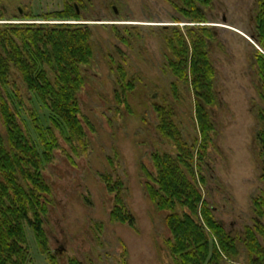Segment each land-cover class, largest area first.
<instances>
[{
    "label": "rangeland",
    "instance_id": "obj_1",
    "mask_svg": "<svg viewBox=\"0 0 264 264\" xmlns=\"http://www.w3.org/2000/svg\"><path fill=\"white\" fill-rule=\"evenodd\" d=\"M67 1L15 0L2 7L6 21L0 20L14 25L87 24L95 45L78 95L87 147L76 145L73 150L61 142L62 149L45 172L51 189L44 220L48 245L40 248L28 231L32 264H48V255L58 264H171L168 214L157 210L147 185L148 175L156 176L155 153L177 156L175 145L158 134L157 107H174L185 142L199 150L197 99L191 84L178 82L172 73L175 60L166 44L172 29H184L189 21L180 0H75L79 15L72 12L63 19ZM260 3L212 0L203 10V26L215 33L209 50L217 105L207 109L215 133L196 173L205 179L199 189L215 218L235 237L255 227L253 199L264 188L258 158L259 112L264 109L257 61L264 49L256 39ZM50 78L54 82L52 73ZM176 83L179 101L173 95ZM35 107L46 122L47 112ZM105 179L124 184L122 201L135 218L134 227L113 222L118 200ZM259 240L263 243L262 237ZM239 252V258L227 264H248L245 248Z\"/></svg>",
    "mask_w": 264,
    "mask_h": 264
},
{
    "label": "trees",
    "instance_id": "obj_2",
    "mask_svg": "<svg viewBox=\"0 0 264 264\" xmlns=\"http://www.w3.org/2000/svg\"><path fill=\"white\" fill-rule=\"evenodd\" d=\"M14 1L0 0L2 22L6 21L2 7ZM179 2L191 26L172 29L173 37L166 44L175 60L170 64L172 73L178 82L191 84L197 99L200 146L196 151L185 142L175 123L177 114L172 105L157 107L158 134L175 145L177 156L153 155L156 176L148 175L151 182L147 185L148 194L157 210L168 214L166 225L171 236L166 249L171 264L232 263L239 258L241 246L247 251L248 264H264V188L253 199L255 227H246L242 237L230 234L215 218L214 210L199 189L205 179L197 177L196 169H200L215 133L207 109L217 105L209 50V41L215 38V33L203 26L207 23L203 10L212 6V0ZM73 4L75 0L67 1L66 14L60 18H70L72 12L79 15ZM257 25L256 39L264 49V0L260 3ZM94 56L93 33L88 25L0 24V122L4 129L3 133L0 131V264H32L29 230L35 234L40 248L47 249L44 220L51 189L45 172L54 162L56 152L62 149L61 142L73 150L76 145L87 147L78 95L86 83L84 68L91 65ZM257 61L264 99V57L258 55ZM122 75L125 79V73ZM178 92L176 83L173 85L176 101L180 100ZM117 99L126 105L122 97ZM36 105L47 112L46 122ZM259 122L258 158L260 182L264 185V109L259 112ZM104 181L118 200L113 222L134 227L135 218L122 201L124 184ZM48 261L58 264L53 256L48 255ZM70 264L81 263L71 260Z\"/></svg>",
    "mask_w": 264,
    "mask_h": 264
},
{
    "label": "water",
    "instance_id": "obj_3",
    "mask_svg": "<svg viewBox=\"0 0 264 264\" xmlns=\"http://www.w3.org/2000/svg\"><path fill=\"white\" fill-rule=\"evenodd\" d=\"M77 8V7H76ZM77 11H78V13H79V10H78V8H77ZM72 25H74L73 23H71ZM77 24V23H76ZM84 25H87V24H84ZM184 26H191V25H184Z\"/></svg>",
    "mask_w": 264,
    "mask_h": 264
}]
</instances>
